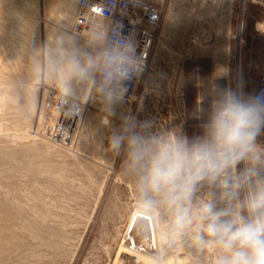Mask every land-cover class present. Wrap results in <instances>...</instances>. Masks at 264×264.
Wrapping results in <instances>:
<instances>
[{"label": "rangeland", "instance_id": "obj_1", "mask_svg": "<svg viewBox=\"0 0 264 264\" xmlns=\"http://www.w3.org/2000/svg\"><path fill=\"white\" fill-rule=\"evenodd\" d=\"M145 1L157 5L161 18L137 101H123L109 116L88 99V85L75 84L67 98L81 105L83 117L72 146L63 147L46 137L55 114L50 88L62 95L59 80L37 73L31 56L33 43L54 47L64 34L92 50L72 34L76 6L70 0H0V264H145L120 246L127 234L137 246L152 239L147 218L136 215L126 230L136 210L151 212L157 227L149 229L161 250L162 221L142 206L122 156L107 151L112 130L135 117L153 121L159 132L192 137L218 87L257 90L264 0ZM40 82L50 87L43 90ZM257 139L264 144V133ZM211 191L205 185L197 196ZM149 249L143 253L153 259ZM165 259L213 264L214 257L184 241Z\"/></svg>", "mask_w": 264, "mask_h": 264}, {"label": "clouds", "instance_id": "obj_2", "mask_svg": "<svg viewBox=\"0 0 264 264\" xmlns=\"http://www.w3.org/2000/svg\"><path fill=\"white\" fill-rule=\"evenodd\" d=\"M90 37L92 50L66 34L54 47L33 43V68L57 77L66 98L75 95V84L88 85V99L112 116L127 84L142 75L143 60L131 39L103 21ZM199 127L189 137L125 117L109 137L107 151L122 156L142 206L162 221L161 250L151 264H167V251L184 241L211 254L213 264H264V144L257 139L264 129V93L218 87ZM205 185L210 195L198 197Z\"/></svg>", "mask_w": 264, "mask_h": 264}, {"label": "built area", "instance_id": "obj_3", "mask_svg": "<svg viewBox=\"0 0 264 264\" xmlns=\"http://www.w3.org/2000/svg\"><path fill=\"white\" fill-rule=\"evenodd\" d=\"M76 6V13L72 25V34L90 43V33L94 24L101 21L110 29H115L123 37L131 39L136 47L137 55L143 60L144 71L138 78L127 84L128 92L124 102L126 106H134L138 99L151 49L160 26V10L152 2L145 0H70ZM41 89H48L43 82ZM51 89L53 121L47 128V139L59 146H72L79 124L80 104L61 95L54 88ZM264 93V65L262 77L254 95ZM264 133V129H262Z\"/></svg>", "mask_w": 264, "mask_h": 264}, {"label": "bare ground", "instance_id": "obj_4", "mask_svg": "<svg viewBox=\"0 0 264 264\" xmlns=\"http://www.w3.org/2000/svg\"><path fill=\"white\" fill-rule=\"evenodd\" d=\"M79 117L80 118H82L83 117V111H82V108L80 107L79 108ZM31 135V134H30ZM18 137V136H17ZM138 213V214H137ZM151 214V212H146V211H142V210H136L135 212H134V214L132 215V218H131V221H130V224H129V226H128V228H127V230H126V234L127 233H129V229H130V225H131V222L133 221V219L135 218V216L136 215H141L142 217H143V219H144V217H146L147 219H146V224H147V230H149V232L151 233V235H152V239H150V240H146V243H143V240H142V243H143V245H139V246H137L136 245V242H135V244L134 243H132L131 242V240H130V238H132V237H130L128 234H127V236H128V243H126V241H123L122 242V244H121V246H120V248L121 249H124V250H126V253H132V254H134L135 255V257L136 258H138L139 260L141 259V261L143 260V262H145V264H151V260L152 259H149V257L148 256H146V255H144V253L143 252H145V251H147L146 249H148V248H150L149 249V252L151 253V254H153L154 256H157L158 255V253H159V251L158 250H160L159 248H158V244L155 242V236L152 234V231L149 229V228H151V227H153V228H156L157 227V223H156V221H155V219L150 215ZM138 220H139V218H138ZM142 220V219H141ZM145 220V219H144ZM146 226V225H145ZM133 233H135V232H133ZM126 234H125V236H126ZM135 235V234H134ZM150 236V235H149ZM145 239V238H144ZM145 242V241H144ZM145 244H147L148 246H146ZM148 247V248H147ZM120 249V250H121ZM148 252V251H147ZM149 253V254H150ZM153 255H152V257H153ZM151 256V255H150ZM179 262L177 263V264H185V262L183 261V260H178Z\"/></svg>", "mask_w": 264, "mask_h": 264}]
</instances>
